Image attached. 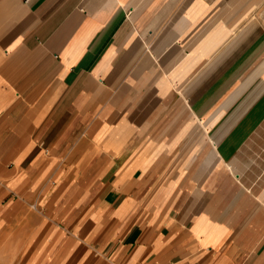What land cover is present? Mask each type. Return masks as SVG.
<instances>
[{"label": "crops", "instance_id": "1", "mask_svg": "<svg viewBox=\"0 0 264 264\" xmlns=\"http://www.w3.org/2000/svg\"><path fill=\"white\" fill-rule=\"evenodd\" d=\"M259 0H0V227L26 264H264Z\"/></svg>", "mask_w": 264, "mask_h": 264}, {"label": "rangeland", "instance_id": "2", "mask_svg": "<svg viewBox=\"0 0 264 264\" xmlns=\"http://www.w3.org/2000/svg\"><path fill=\"white\" fill-rule=\"evenodd\" d=\"M251 20L257 23L264 31V0H259L253 10ZM23 224L17 232H13L9 224L0 227V264H26L25 251L29 245L26 230Z\"/></svg>", "mask_w": 264, "mask_h": 264}]
</instances>
